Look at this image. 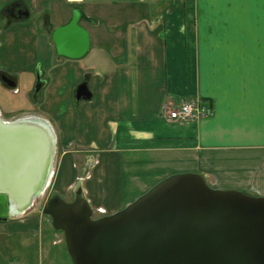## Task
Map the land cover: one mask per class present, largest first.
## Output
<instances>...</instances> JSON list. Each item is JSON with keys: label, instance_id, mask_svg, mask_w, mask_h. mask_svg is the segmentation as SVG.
<instances>
[{"label": "crops", "instance_id": "0c3cea01", "mask_svg": "<svg viewBox=\"0 0 264 264\" xmlns=\"http://www.w3.org/2000/svg\"><path fill=\"white\" fill-rule=\"evenodd\" d=\"M14 1L0 0V113L52 128L57 194L82 190L100 217L190 172L264 196V0H22L29 17L4 19ZM78 9L91 44L71 58L52 30ZM190 99L210 113L162 117ZM43 208L0 220V264H74Z\"/></svg>", "mask_w": 264, "mask_h": 264}, {"label": "water", "instance_id": "95a60500", "mask_svg": "<svg viewBox=\"0 0 264 264\" xmlns=\"http://www.w3.org/2000/svg\"><path fill=\"white\" fill-rule=\"evenodd\" d=\"M24 9L18 18L29 17ZM80 15L75 10L67 24L52 30L60 55L79 58L90 48ZM75 97L91 99L86 82ZM1 130L24 135L14 158L0 162V220H5L33 207L46 192L57 146L52 128L33 118L7 121L0 113ZM29 135L38 142H27ZM2 142L0 152L8 153L6 144L16 140ZM43 213L64 233L74 264H264V196L213 188L199 173L168 176L112 214L95 217L80 190L73 201L54 195Z\"/></svg>", "mask_w": 264, "mask_h": 264}, {"label": "built area", "instance_id": "2783aa9c", "mask_svg": "<svg viewBox=\"0 0 264 264\" xmlns=\"http://www.w3.org/2000/svg\"><path fill=\"white\" fill-rule=\"evenodd\" d=\"M204 103L196 99L186 100L175 106L164 103L161 108V115L168 121L179 123L196 120L210 113V107ZM100 211L104 212L102 209Z\"/></svg>", "mask_w": 264, "mask_h": 264}, {"label": "bare ground", "instance_id": "6f19581e", "mask_svg": "<svg viewBox=\"0 0 264 264\" xmlns=\"http://www.w3.org/2000/svg\"><path fill=\"white\" fill-rule=\"evenodd\" d=\"M20 130H16V131H13L11 134H9V133H7V132H5V131H3V130H1L0 131V148H2L3 146H2V144H3V142L2 141H4V143L6 144V142L7 143H9L8 142V137L10 138V139H12V140H16V142L14 143V144H10V145H8V144H6V147H7V151H8V153H1L0 152V162H3V161H5L6 159H12V158H14V153H16V151H18V150H16V148L18 147V145L20 144V142H18V141H20V139L21 138H23L24 139V137H21V136H24V135H22L21 134V136H20ZM2 140V141H1ZM27 142H31V141H33V142H38L35 138H34V136H30L29 135V137L27 138V140H26ZM35 148V147H34ZM20 151H22V152H24V151H26V149H23V150H20ZM18 156V155H17ZM31 165V163H30V161L28 160V166H30ZM37 170V167H34L33 169H32V171H31V173L33 174V172L34 171H36ZM44 194V193H43Z\"/></svg>", "mask_w": 264, "mask_h": 264}, {"label": "rangeland", "instance_id": "374dc122", "mask_svg": "<svg viewBox=\"0 0 264 264\" xmlns=\"http://www.w3.org/2000/svg\"><path fill=\"white\" fill-rule=\"evenodd\" d=\"M2 13H3V15H4V19H7L8 20V18H14L13 16H11L10 14H8V12H7V9L5 10V9H2ZM35 17H33V19H34ZM32 19V20H33ZM40 25H41V27L42 26H44L43 24H44V21L42 20V22L41 23H39ZM42 29V28H41ZM56 146H57V140H56ZM56 153H57V149H56ZM52 177H51V182H50V184H49V186H48V188H47V190H46V192L44 193V194H42L40 197H38V199L36 200V202H35V205H37V207H43V206H45L46 204H47V202H48V200L51 198V197H53L54 195H56L57 193H56V191L54 190V171L52 172V175H51ZM80 191H82V190H80ZM82 193H83V191H82ZM77 194V193H76ZM60 195V194H59ZM65 200H67V201H73L74 200V197L73 196H68V195H61ZM100 213H102V212H100ZM102 214H104V213H102ZM106 215V214H105ZM94 216L95 217H99V216H96V214L94 213Z\"/></svg>", "mask_w": 264, "mask_h": 264}, {"label": "flooded vegetation", "instance_id": "af4514ba", "mask_svg": "<svg viewBox=\"0 0 264 264\" xmlns=\"http://www.w3.org/2000/svg\"><path fill=\"white\" fill-rule=\"evenodd\" d=\"M24 5L25 3L22 0H15L13 3H11L8 7H7V12L8 14H10L11 16H13L14 18H18V14L21 12H24ZM26 6V5H25ZM28 18V17H27ZM2 76H1V80H2ZM5 82V81H4ZM7 83V82H6ZM54 161H55V156H54Z\"/></svg>", "mask_w": 264, "mask_h": 264}]
</instances>
